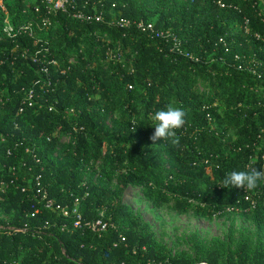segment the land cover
Instances as JSON below:
<instances>
[{
    "label": "trees",
    "instance_id": "16d2710c",
    "mask_svg": "<svg viewBox=\"0 0 264 264\" xmlns=\"http://www.w3.org/2000/svg\"><path fill=\"white\" fill-rule=\"evenodd\" d=\"M216 1L65 0L52 10L0 0V264H194L166 256L122 204L128 187L178 212L237 213L264 229V182L252 192L222 183L249 164L262 170L264 11L259 0ZM169 104L186 112L179 149L149 139L151 114ZM89 162L96 180L116 177L113 189L81 182ZM36 183L67 217L43 207ZM74 207L81 225L104 231L73 228ZM263 259L240 245L224 262L201 258Z\"/></svg>",
    "mask_w": 264,
    "mask_h": 264
},
{
    "label": "rangeland",
    "instance_id": "374dc122",
    "mask_svg": "<svg viewBox=\"0 0 264 264\" xmlns=\"http://www.w3.org/2000/svg\"><path fill=\"white\" fill-rule=\"evenodd\" d=\"M258 5L259 9L264 11V3L261 4L259 0ZM99 64L104 66L103 62ZM113 118H108V128L112 126ZM57 136L60 144L68 142L66 135ZM57 160L59 161L60 157ZM81 170V182L92 178V182L105 183L113 189L115 176L109 181L96 180V165L91 162L83 164ZM121 202L133 215L148 225L156 242L168 257H184L196 264L204 262L201 260L204 252H213L224 262L225 256L233 255L239 245L244 246L251 255L257 252L264 255V229H256L250 218L240 214L225 212L220 216L205 219L190 210L178 212L171 208V204H159L147 199L136 187L126 188ZM99 217H102V212H99ZM0 219L6 221L1 210Z\"/></svg>",
    "mask_w": 264,
    "mask_h": 264
},
{
    "label": "clouds",
    "instance_id": "9594fccd",
    "mask_svg": "<svg viewBox=\"0 0 264 264\" xmlns=\"http://www.w3.org/2000/svg\"><path fill=\"white\" fill-rule=\"evenodd\" d=\"M154 133L149 137L153 145L158 141L168 142L174 149L180 148V136L178 133L186 124V112L175 105L169 104L163 110H157L151 114ZM264 182V170H258L249 164L245 170H233L225 174L223 188H235L246 192H252Z\"/></svg>",
    "mask_w": 264,
    "mask_h": 264
},
{
    "label": "built area",
    "instance_id": "2783aa9c",
    "mask_svg": "<svg viewBox=\"0 0 264 264\" xmlns=\"http://www.w3.org/2000/svg\"><path fill=\"white\" fill-rule=\"evenodd\" d=\"M46 4L48 6H51L52 10H63L64 9V4H65V0H45ZM216 5L219 7V8H223L225 6V3L222 1V0H217L216 2ZM73 18L75 19H79V20H82L84 19V17L77 13V14H74L73 15ZM90 17H88L87 19H89ZM99 19L98 18H95V21H98ZM118 26L122 27V26H125L126 25V22H124L123 20H119L117 22ZM139 27L141 29H150V25H146L145 27L142 25H139ZM6 33H9V28L6 27L5 29ZM30 100H31V96L30 94L27 96V106H30ZM260 161H261V167H262V170H264V146H263V149L261 151V154H260ZM35 193L37 195V197L39 198L40 202L42 203L43 207L45 209H53V210H57L59 211V213L63 216V217H67L68 216V211L66 208L64 207H59L57 205H54L52 203V201L47 197V193L45 191V189H42L38 183H36L35 185ZM244 201H246L247 203H249V207L251 209H253L255 203L254 201H249V198L247 196H245L243 198ZM71 214L74 215V222H73V225L72 227L73 228H80L81 226H85L87 227L88 229H90L91 231H95V232H102L104 231V228H105V224L101 223L100 221H96L92 224H88V223H84L83 225H81V218L80 216L76 213V208L74 207L72 210H71ZM196 264H207L206 262H201V263H196Z\"/></svg>",
    "mask_w": 264,
    "mask_h": 264
},
{
    "label": "crops",
    "instance_id": "0c3cea01",
    "mask_svg": "<svg viewBox=\"0 0 264 264\" xmlns=\"http://www.w3.org/2000/svg\"><path fill=\"white\" fill-rule=\"evenodd\" d=\"M261 1V4L264 3V0H260Z\"/></svg>",
    "mask_w": 264,
    "mask_h": 264
}]
</instances>
